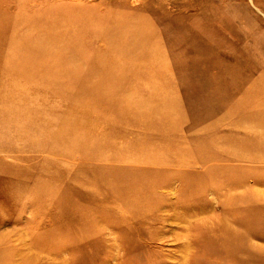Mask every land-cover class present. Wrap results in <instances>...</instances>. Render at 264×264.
<instances>
[{"label": "rangeland", "instance_id": "374dc122", "mask_svg": "<svg viewBox=\"0 0 264 264\" xmlns=\"http://www.w3.org/2000/svg\"><path fill=\"white\" fill-rule=\"evenodd\" d=\"M262 116L264 0H0V264H264Z\"/></svg>", "mask_w": 264, "mask_h": 264}, {"label": "bare ground", "instance_id": "6f19581e", "mask_svg": "<svg viewBox=\"0 0 264 264\" xmlns=\"http://www.w3.org/2000/svg\"><path fill=\"white\" fill-rule=\"evenodd\" d=\"M73 30H77L78 29V26L77 25H73ZM68 32H66V33H64V32H60L59 33V35L58 36H54V37H57L58 39H63V41H66V40H69L70 39V36L67 34ZM141 35V34H140ZM110 36V35H109ZM112 36V35H111ZM40 37H42V35L40 34V33H38V36H37V40L40 38ZM112 38V37H111ZM110 38V39H111ZM115 38H117V37H115ZM114 39V38H113ZM77 41H81V40H77ZM81 46V43H80V45H79V47ZM79 50H80V48H79ZM138 55V54H137ZM145 55V54H144ZM26 68V70H29L30 71V69L28 68V67H25ZM38 69V67L36 66L35 67V69L34 70H37ZM121 99H124V96L121 98ZM161 105V104H160ZM151 105L152 106V108H154V110H155V115H154V117H155V122H157V119L158 120H160V121H163L164 120V122L165 123H161V122H158L155 126L156 127H164V128H168L167 127V122H169V121H171V114L169 113L168 114V111L167 110H169V109H171V105H170V103L169 102H164V104L163 105ZM131 108V107H130ZM128 116H129V108H128ZM134 112H136V109H134L133 110ZM172 112H174V111H172ZM173 114H175V113H172V115ZM228 115V114H227ZM149 116H150V114H149ZM256 118L258 117V114L257 115H254ZM134 117H136V123H137V126L138 127H140V124L141 123H143V121H145L146 119H148L149 117H146V116H143V115H136V116H134ZM122 118H124V120L123 121H127V120H130L126 115H124V117L122 116ZM131 119H132V117H131ZM163 119V120H162ZM124 122V123H125ZM131 124H133L131 121H129V123H128V125H131ZM170 124V123H169ZM255 124V123H254ZM177 125V124H176ZM135 127H136V125H135ZM174 127V126H173ZM257 127H259V126H257ZM262 127V129L264 130V116H262V118H261V125H260V128ZM133 128V127H132ZM177 127L175 126L173 129L172 128H168L169 129V131H172V130H175ZM177 133V131H174V132H170L169 134H176ZM259 135V134H258ZM262 139H264V137L262 138ZM224 147V146H223ZM79 149V148H78ZM80 150V149H79ZM262 152V151H261ZM262 153H264V152H262ZM56 155V154H55ZM57 156L58 157H60V158H63V156L62 155H60V154H58L57 153ZM95 156L94 155H92V158H94ZM100 158H105L104 157V155L102 154L101 156H100ZM264 158V157H263ZM98 159V158H97ZM87 160L88 161H90L91 162V158H87ZM26 180V179H25ZM24 183V182H23ZM224 183H225V185H227V187H235V186H240V185H242L244 182L243 181H235L234 179H227L226 181H224ZM21 190H23L22 188H20V192H21ZM24 193H32V190H30V189H28V188H26V189H24ZM118 198L119 199H123L124 198V196H118ZM237 223H239L241 226H243L239 221H236ZM244 228H246V230L248 231V233H250L251 234V236L252 237H255L252 233H251V230L250 229H248L249 227H247V226H244ZM206 229H207V231L208 230H210L209 232H212V233H214L215 234V232H216V226H214V225H209L208 227H206ZM223 232L227 235V236H229V237H234V238H236L237 236H236V234L235 233H233L232 231H230V230H227V229H225L224 228V230H223ZM36 245H35V249L37 250V251H40V252H44L45 250H47L46 248H48V247H46L47 246V240L45 239V238H42V237H40V240H37V242L35 243ZM2 246H4L3 244H2V242H0V247H2ZM35 260V258H33V261ZM31 262V261H30Z\"/></svg>", "mask_w": 264, "mask_h": 264}, {"label": "crops", "instance_id": "0c3cea01", "mask_svg": "<svg viewBox=\"0 0 264 264\" xmlns=\"http://www.w3.org/2000/svg\"><path fill=\"white\" fill-rule=\"evenodd\" d=\"M145 55H147L146 53H144ZM153 69H154V66H151ZM152 69V70H153ZM148 72V71H147ZM146 72V73H147ZM153 73V72H152ZM145 74V73H144ZM158 84V90H156L154 93H157V94H160L161 92H163V90H164V87H165V85H166V83L164 82L163 84H161L160 82L159 83H157ZM153 93V94H154ZM151 95V94H149V95H151V96H154L156 99H150L149 101H153V105H160L161 103H163V101L165 102H169L171 99L169 98V97H167V99L165 100V99H160V98H157V96H155V95ZM169 95V94H168ZM174 99V98H173ZM173 103H174V106H178L177 105V103H176V101L175 100H173ZM177 108V107H176Z\"/></svg>", "mask_w": 264, "mask_h": 264}]
</instances>
